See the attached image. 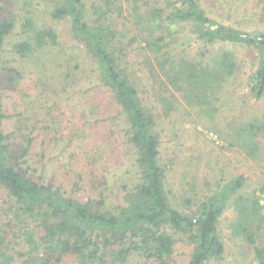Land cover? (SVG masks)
<instances>
[{
    "label": "rangeland",
    "instance_id": "obj_1",
    "mask_svg": "<svg viewBox=\"0 0 264 264\" xmlns=\"http://www.w3.org/2000/svg\"><path fill=\"white\" fill-rule=\"evenodd\" d=\"M180 1L81 0L86 21L115 33L112 43L121 68L153 116L158 163L170 206L190 216L228 182L242 181L217 225L224 253L208 264H258L241 224L247 223L255 245L264 247V205L259 204L260 213L251 220L239 215L234 201L237 196L264 201V95L251 94L259 54L244 44L207 43L190 23L167 20ZM195 1L207 18L220 25L246 34L264 33V0ZM64 3L0 0V21L12 22L1 48V130L17 152L27 139L32 140L26 161L37 177L81 198L104 190L112 201L122 185L135 181V154L124 138V121L101 84L97 64L74 38L70 19L51 16ZM154 10L160 11V18ZM43 30H51L55 41L45 38L36 43V32ZM158 37L165 47L153 54L144 41ZM26 43L30 48L24 52L21 46ZM225 53L235 65L233 73L207 93L204 105L191 103L176 90L165 75L168 65L160 66L168 58L212 67ZM252 122L262 129L255 139V153L248 155L236 145L235 135ZM6 199L0 187V220ZM172 234L176 242L172 264H187L192 246L181 234ZM15 244V252L27 249L21 237ZM137 261L133 258L128 264Z\"/></svg>",
    "mask_w": 264,
    "mask_h": 264
},
{
    "label": "trees",
    "instance_id": "obj_2",
    "mask_svg": "<svg viewBox=\"0 0 264 264\" xmlns=\"http://www.w3.org/2000/svg\"><path fill=\"white\" fill-rule=\"evenodd\" d=\"M180 4L167 20L190 23L200 40L239 43L257 50L259 64L252 76L251 94L262 97L264 33L246 34L220 25L207 18L195 0H181ZM153 15L160 18V11L154 10ZM51 16L70 19L74 38L97 64L101 84L124 121V138L134 151L137 173L135 181L122 185V191L112 201L104 190L86 198L61 192L53 181L37 177L27 164L31 139L18 152L11 148L9 137L1 130L4 114L0 93V187L7 193L6 207L1 208L0 221L5 225L0 227V264H128L133 258L138 260L136 264H172L176 243L172 233L181 234L192 246L187 264L219 260L224 246L217 231L218 221L242 185L241 179L228 182L190 216L171 207L163 184L164 172L158 163L159 143L152 131L154 119L121 68V57L112 43L115 33L103 24L86 21L81 0H65ZM11 29L12 22L0 21V61L4 38ZM45 38L55 41L56 37L51 30L36 32V43ZM144 42L153 54L165 47L162 37ZM29 48L27 43L21 46L24 52ZM173 60L167 58L160 66L168 65L165 75L170 84L198 105L208 104L207 93L224 82L235 68L228 53L221 55L212 67L185 59ZM1 76L0 71V85ZM261 129L257 122L244 124L237 129L236 145L253 155ZM234 205L240 216L251 220L262 209L258 199L242 196H237ZM241 227L247 242L254 245L258 264H264V247L255 245L254 233L247 223ZM19 237L27 249L15 252ZM17 258L20 262H16Z\"/></svg>",
    "mask_w": 264,
    "mask_h": 264
},
{
    "label": "built area",
    "instance_id": "obj_3",
    "mask_svg": "<svg viewBox=\"0 0 264 264\" xmlns=\"http://www.w3.org/2000/svg\"><path fill=\"white\" fill-rule=\"evenodd\" d=\"M259 204L262 205V206L264 205V201H263V199H260V200H259Z\"/></svg>",
    "mask_w": 264,
    "mask_h": 264
}]
</instances>
